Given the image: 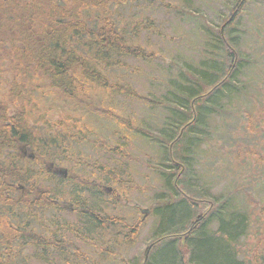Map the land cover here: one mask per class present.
Here are the masks:
<instances>
[{
	"label": "trees",
	"instance_id": "16d2710c",
	"mask_svg": "<svg viewBox=\"0 0 264 264\" xmlns=\"http://www.w3.org/2000/svg\"><path fill=\"white\" fill-rule=\"evenodd\" d=\"M246 1L239 0L233 13L237 15ZM119 2L0 0V74L7 75L5 88L0 90V264H27V257L20 255L26 246L35 248L31 259L44 264L109 263L108 256L115 252L106 244L117 246L119 241L117 233L104 241L103 232L128 228L121 220L99 215L78 201L73 211H80L77 214L84 233L68 229L54 215L45 216L60 213L63 201L62 190L43 186V182L56 179L50 165L57 168L54 161L58 158L70 161L74 142L90 143L96 131L79 117L48 120L46 110H37L35 103V98L46 92H57L72 102L69 109L74 107L89 115L93 91L95 104L110 103L116 93L131 97L109 78L108 71L120 67L119 58H142L146 53L140 46L129 44L140 37L138 29L128 32L121 20L115 22L109 15L112 4ZM233 19L221 27L222 35L212 39L224 60L221 66L217 67L215 60H202L188 69L189 75L182 71L181 81L170 82L161 99L151 102L157 110L160 107L163 116L157 140H153L150 127L130 133L127 122L119 133L124 141L135 134L157 145L161 159L151 168L159 172L164 188L170 191L165 201L159 195L153 208L157 217L154 237L158 239L138 264H247L239 257L238 247L251 226L249 215L236 206L240 201L230 189L213 194L215 177L208 171L214 169L201 167V161L207 160L211 167L210 153L203 146L218 139L209 124L215 117L223 118L226 112L237 110L238 98L253 97L239 79L250 65L232 50L236 38L228 31ZM226 59H232L229 66ZM30 155L34 158L29 159ZM70 180L68 174L59 182ZM78 184L87 187L84 181ZM179 230L188 231L178 238L175 232ZM64 232L79 240L89 241L91 237L106 248L94 250L99 258L92 262L89 252L60 238ZM94 233L96 237L91 236ZM255 264H259L256 259Z\"/></svg>",
	"mask_w": 264,
	"mask_h": 264
},
{
	"label": "rangeland",
	"instance_id": "374dc122",
	"mask_svg": "<svg viewBox=\"0 0 264 264\" xmlns=\"http://www.w3.org/2000/svg\"><path fill=\"white\" fill-rule=\"evenodd\" d=\"M238 1L120 0L116 5L112 4L109 15L112 14L115 22L121 20L128 32L131 28L138 29L140 37L129 41V44L140 46L146 57L119 58L120 67L109 70L108 76L121 84L131 97L116 93L110 103L95 104L93 91L89 115L82 110H74V107L69 109L72 102L64 100L61 93L51 95L46 92L35 98L37 110L45 109L48 120L79 117L88 128L93 126L96 131L90 143L74 142L78 139L65 140V143L74 142L71 146L74 156L70 157L73 161L58 158L54 164L57 168L66 169L71 180L59 182L61 178L55 174L57 180L43 182V186L62 190L60 208L62 205L65 208L60 213L48 212L45 216L54 215L58 222H65L68 229L83 232L77 214L80 211L70 212L67 208L72 204L75 207L77 201L99 211V215L101 213L127 224L128 228L116 227L103 232L104 241L117 233L119 245L106 244L115 254L108 256L109 263L101 264H138L144 252L151 249L158 239L154 237L157 217L153 208L158 204L159 195H163L165 201L170 191L164 188L159 172L151 168L161 159L157 145L142 140L134 130L150 127L153 140H157L163 116L160 107L157 110L151 102L161 99L170 82L181 81L182 71L189 75L188 69L199 65L202 60H215L217 67L221 66L224 60L212 39L222 35L224 24L233 18L231 30H226L223 35L225 37L227 31L233 32L236 43L232 50H237L241 54L239 58L250 65L239 79L253 97L238 98L237 110L233 108L234 111L226 112L223 118L215 117L209 124V129L215 130L218 139L203 146L205 152L210 153L207 158L211 157V167L208 160L206 163L201 161V167L206 171L214 169V172L208 171L215 177L212 193L218 195L230 189L236 195V201H240L236 206L249 215L251 226L246 239L238 247L239 257L247 264H255V259L264 264V0H247L236 15L233 10ZM231 62L232 59H226L227 66ZM205 68L210 69L208 66ZM6 78L7 75L0 74V90L5 88ZM125 122L130 126L127 130L135 133L129 135L133 137L128 141L119 134L126 126ZM81 181L86 182L87 187L79 186ZM106 188H111V192L106 193ZM144 210L148 212L144 214ZM184 231L175 233L179 238ZM91 236L96 237L97 234ZM60 238L89 252L92 262H97L98 257L94 250L106 248L91 237L89 241L72 238L69 232L61 234ZM123 241L127 244H122ZM34 251V247L26 246L20 255L27 257V264H44L41 260L31 259L35 256ZM52 256L56 262V253Z\"/></svg>",
	"mask_w": 264,
	"mask_h": 264
},
{
	"label": "water",
	"instance_id": "95a60500",
	"mask_svg": "<svg viewBox=\"0 0 264 264\" xmlns=\"http://www.w3.org/2000/svg\"><path fill=\"white\" fill-rule=\"evenodd\" d=\"M33 158L34 157L32 155L29 156V159H33ZM50 167L51 168H54L53 164H51ZM54 173L57 176H59L60 178H63V179H66L67 178V175H68L67 170L66 169H63V168H55L54 169ZM105 192L106 193L111 192V188H106L105 189ZM143 212H144V214H146L148 211L147 210H144ZM144 217H145V215H144Z\"/></svg>",
	"mask_w": 264,
	"mask_h": 264
},
{
	"label": "flooded vegetation",
	"instance_id": "af4514ba",
	"mask_svg": "<svg viewBox=\"0 0 264 264\" xmlns=\"http://www.w3.org/2000/svg\"><path fill=\"white\" fill-rule=\"evenodd\" d=\"M54 169H55V168H50V170H51L53 173H54ZM54 174H55V173H54ZM101 189H102V188H101ZM101 192L104 193V191H102V190H101ZM104 194H106V193H104ZM106 195H108V194H106ZM72 206H73V204L67 207V208H69V211H70V212H71V211L74 212V211H73V208H74V207H72ZM61 208L64 209V208H65L64 205H62ZM187 231H188V230H187ZM187 231H185V232L182 234V236H185V233H186ZM182 238H183V237H182ZM146 252H147V250L145 251V253H146Z\"/></svg>",
	"mask_w": 264,
	"mask_h": 264
}]
</instances>
